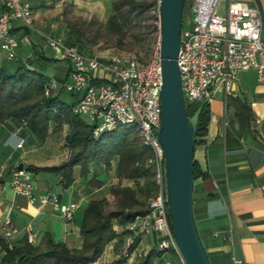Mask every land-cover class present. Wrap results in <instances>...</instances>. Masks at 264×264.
I'll list each match as a JSON object with an SVG mask.
<instances>
[{"label": "crops", "instance_id": "0c3cea01", "mask_svg": "<svg viewBox=\"0 0 264 264\" xmlns=\"http://www.w3.org/2000/svg\"><path fill=\"white\" fill-rule=\"evenodd\" d=\"M32 1L34 6L43 2ZM2 8L0 0V12ZM39 15L40 9L34 11L33 28L16 21L13 33L22 36L30 33L38 42L43 38L46 40V36L52 34H45L41 30ZM19 48L20 43L17 55L22 50ZM39 57L47 56L42 53ZM17 59H22V56ZM52 59L63 60L57 54ZM15 60L0 53V66L13 69ZM69 69L70 65L62 77L58 75L59 82L63 83L69 76ZM250 70L241 72L234 81L236 90L233 96L226 97L222 89L224 96L219 99L214 97L208 133L200 138L195 149L194 159L206 176L195 180L194 213L213 264H264V84L258 82L256 72L255 78L245 74ZM47 77L50 81L57 79L56 74ZM230 97L246 102L247 119L240 120L237 114L239 105L229 103ZM225 119H228V125L224 124ZM54 128L50 129L47 139L41 141L23 123L12 119L0 123V236L6 230L4 221L10 218L19 229L13 239L14 245L22 244L28 238L30 228L34 236L33 244L41 249L46 248L48 235L56 243L81 248L84 242L81 226L87 205L91 200L109 198L111 195L113 183L106 167L95 162L91 163L87 175L82 174L80 166H76L74 181L67 188L64 187L62 172H32L38 194L55 193L62 202L78 204L73 223H67L61 217L54 203L40 205L15 192L11 179L19 163L24 162L25 168L28 165L52 167L60 166L70 158L71 149L66 143V136L72 126L66 124L59 132H55ZM93 179L100 183H93ZM116 243L117 240L108 244L102 257L92 264H105L110 256H118ZM157 246L156 235L141 237L125 264H134V258L141 250L146 253ZM3 255L0 244V264H7L2 261ZM172 260L174 264H179L176 257H172Z\"/></svg>", "mask_w": 264, "mask_h": 264}, {"label": "built area", "instance_id": "2783aa9c", "mask_svg": "<svg viewBox=\"0 0 264 264\" xmlns=\"http://www.w3.org/2000/svg\"><path fill=\"white\" fill-rule=\"evenodd\" d=\"M158 14L161 0L157 1ZM225 2V13L219 8ZM0 12V53L17 59L19 41L13 33L14 23L33 28L32 0H2ZM193 10L196 12L193 17ZM46 44L61 59L70 62L69 77L63 83L51 81L46 87L49 95L59 86L75 96L72 112L94 125V136L112 131L119 124H135L141 141L151 149V166L156 195L150 210L138 216L129 226L125 251L139 237L156 235L161 264H187L178 246L168 209V186L165 152L158 137L162 124V68L160 44L149 60L137 56L112 54L99 57L86 55L61 39L48 35ZM182 90L187 104L206 101L212 105L215 90L220 87L226 97L233 96L238 75L256 69L257 80L264 84V14L257 0H192L185 15L178 57ZM226 118V116H225ZM228 125V119L224 120ZM22 146V143L19 144ZM11 185L15 192L40 205L52 202L67 223H73L78 209L75 202H62L55 193L38 194L32 172L14 169ZM1 236L12 247L19 229L10 218L4 223ZM33 243L34 236L28 233ZM127 254V253H126Z\"/></svg>", "mask_w": 264, "mask_h": 264}, {"label": "trees", "instance_id": "16d2710c", "mask_svg": "<svg viewBox=\"0 0 264 264\" xmlns=\"http://www.w3.org/2000/svg\"><path fill=\"white\" fill-rule=\"evenodd\" d=\"M128 2L126 0L115 2V12L106 24L108 32L122 38L126 37L131 22L148 7L146 3H137L135 0ZM189 2L190 0H186L184 21ZM137 9L139 13L135 16ZM159 27L156 26V30ZM50 82L43 72L33 68L27 60L16 59L13 69L0 66V123L11 119L23 123L41 141H45L49 136L52 123L55 124V132L61 131L66 124L72 126L70 133L66 136V143L71 149L70 158L66 162L52 167L28 165L26 169L31 172H62L64 187L67 188L74 181L76 166H80L82 174L87 175L90 172L91 163H103L106 167H110L112 160L118 157L119 177L134 180L137 186L134 188L119 184L112 187L116 208H111L110 201L106 197L89 202L81 226L84 240L81 248H69L65 243H56L50 235L46 238L44 249L35 246L28 238L22 244L10 247L0 236L1 248L4 251L2 261L7 264L15 261L17 264H92L97 262L108 244L116 239H119L117 243L120 245L124 243V236L129 232L128 226L138 216L149 212L150 201L156 195L153 172L148 165L152 152L142 143L138 127L135 124H119L116 129L95 137L94 125L72 112L75 99L68 102L60 95V91L46 94V87ZM231 102L239 105L237 114L240 120L247 119L246 102L230 97L229 103ZM198 108V104H187L188 115L192 117ZM210 121L211 105L207 103L199 118L197 143L200 138L207 135ZM201 176L206 175L195 161V180ZM91 181L100 183L94 179ZM115 226L121 227V231H118ZM139 241L138 237L129 247L127 256H121L108 264H124L138 246ZM162 256L158 249L153 248L136 264H161Z\"/></svg>", "mask_w": 264, "mask_h": 264}, {"label": "rangeland", "instance_id": "374dc122", "mask_svg": "<svg viewBox=\"0 0 264 264\" xmlns=\"http://www.w3.org/2000/svg\"><path fill=\"white\" fill-rule=\"evenodd\" d=\"M121 1L123 0H43L42 3L40 2L39 5L34 6V11L36 12L40 9L38 18L41 24V30L45 34H52L60 37L64 44L74 46L81 53L86 55H97L99 57L112 54H125L137 56L142 62L147 61L154 54L160 42L161 29L160 27L157 30L155 28L156 26H160V15L157 10L158 0H135L137 3H146L148 7L131 22L125 38L108 32L109 30H107L106 27L110 16L115 12L114 3ZM126 1L128 2L129 0ZM245 1L252 2L253 0ZM259 2L264 13V0H259ZM191 5L192 0L189 2L188 9H190ZM224 5L225 2L219 8L221 14L225 13ZM137 13H139V9L135 11L134 15L136 16ZM195 14L196 12L193 10V17ZM15 36L20 43L19 49H22L19 50L20 53H18V58L22 56L23 60L30 61L31 65L38 68V70L43 72L46 76L56 74L57 79L55 81L61 83L58 80V75L62 77L63 74H65V69L70 65V62L67 60L54 61L39 57L42 53L49 58L56 57L55 52L48 47L43 37V39L38 42L30 33L23 34V36L21 34H15ZM4 55L6 54L4 53ZM255 72L256 69L252 68L245 74L255 78ZM221 90L220 87H217L216 99L224 96ZM59 91L60 95L68 102L73 101L74 97L70 92L66 90L64 92L61 91V86H59L54 90V93H58ZM52 127H55L54 123L51 124V128ZM31 133L33 132L31 131ZM118 163L119 158L115 157L110 167L105 166L113 183L110 188L111 195L109 198L106 197L110 201L111 208H116V200L112 194V187L119 184L127 185L128 183L133 185L134 188L137 186L136 181L119 177ZM116 166L117 171L115 170ZM115 228L121 231V227L115 226ZM200 235L202 238L201 232ZM151 236L153 237V234H151ZM125 239L126 236H124V243L121 245L116 243L115 245L116 254H118V256H110V258L106 259L108 262L105 264L121 256L128 255V252L125 251ZM116 240L118 242L119 239ZM156 249H158V246ZM113 251H115L114 248ZM140 252L141 253L134 258V264L148 253H145V250H141ZM113 257L114 259L112 260ZM9 264H17V261Z\"/></svg>", "mask_w": 264, "mask_h": 264}, {"label": "water", "instance_id": "95a60500", "mask_svg": "<svg viewBox=\"0 0 264 264\" xmlns=\"http://www.w3.org/2000/svg\"><path fill=\"white\" fill-rule=\"evenodd\" d=\"M185 5L186 0H161L159 44L163 84L158 137L165 152L168 209L181 253L187 264H213L194 213V156L199 118L206 101L192 117L188 115L178 62ZM24 168V162L16 166L19 170Z\"/></svg>", "mask_w": 264, "mask_h": 264}]
</instances>
